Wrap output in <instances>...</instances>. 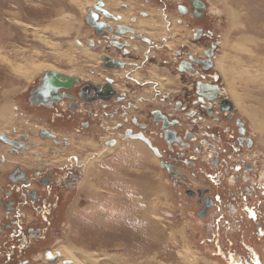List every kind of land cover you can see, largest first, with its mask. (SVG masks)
Listing matches in <instances>:
<instances>
[{
	"label": "rangeland",
	"instance_id": "rangeland-1",
	"mask_svg": "<svg viewBox=\"0 0 264 264\" xmlns=\"http://www.w3.org/2000/svg\"><path fill=\"white\" fill-rule=\"evenodd\" d=\"M95 1L0 0V132L18 139L47 127L56 132L55 140L62 144L53 146L56 156L53 160L57 161L53 165L65 164L63 158L74 154L84 166L82 181L69 193L59 195L57 208L51 209L52 223L46 228L52 248L61 250L65 259L71 257L73 264H228L216 249L218 241L223 250V246L232 243L247 263L264 264V235L257 236L255 223L249 216L255 207L259 208L264 227V133L253 124L260 120L264 126V0H201L206 9L201 16L190 19L192 30L204 33L198 40L187 39L191 49L197 51L195 55L200 57L203 50L215 48V67L203 73L205 80L215 81L208 77L217 76L223 99L235 107L232 118L217 116L219 124L213 122L216 117L209 119L197 109L198 121L193 124L194 119L186 115L193 110L190 100L182 92L175 98L186 102V110L176 114L181 121V133L185 130L196 137L184 150V159L196 165L180 167L184 188L178 187L160 168L158 159L142 154L147 148L139 141H127L119 133L115 136L118 143L115 147H109L107 153L104 144L99 148L97 133L103 117H97L96 112L73 116L67 113L65 105L51 109L33 106L31 102L30 91L39 84L43 71L57 69L78 74L84 78L82 83L98 80L90 74L98 65L91 42L96 43L98 38L85 21V11ZM109 1V8L123 16L128 11L141 19L147 11V0H134L126 11L121 10V0ZM166 1H156L148 12L151 14L152 9L160 12L168 4ZM181 2L174 0L168 7L174 9ZM142 23L136 26L141 27ZM174 23L176 26V19ZM152 36L151 31L144 34L154 42ZM35 65L47 68L35 70ZM24 72L30 76H20ZM162 80L159 82L167 81ZM187 80L183 78L184 83ZM230 88L240 97V108L229 94ZM58 114L61 116L57 117ZM129 116L137 118L135 112ZM104 118L106 123L110 121ZM82 120L90 123L88 129L82 130L79 125ZM237 121L243 123V133L238 131ZM145 123L150 124L146 120ZM107 125L102 124V129ZM138 130H134L135 134ZM150 130L157 132L155 128ZM150 130L146 135L153 146L163 147L159 135L158 142L153 140L155 135ZM102 136L108 138L109 132ZM239 138L250 144L247 141L241 144ZM51 142H44L45 146L48 148ZM208 144L215 147L214 151L209 150L212 147L207 149ZM198 145L195 152L193 147ZM0 147L8 155L4 145ZM176 148L173 152L168 150L170 154L167 151L164 157L177 154ZM215 151L220 159L225 158L224 167L212 168L208 164ZM98 153L104 157L100 162H92V154ZM45 162L48 159L42 161ZM68 167L72 168L71 163ZM218 173L220 180L216 182L214 176ZM248 189L251 196H246ZM185 190H203L211 199L218 195V209H210L207 217L200 220L196 216L200 205L197 197L186 196ZM224 224L228 226L227 233L223 232Z\"/></svg>",
	"mask_w": 264,
	"mask_h": 264
},
{
	"label": "flooded vegetation",
	"instance_id": "flooded-vegetation-1",
	"mask_svg": "<svg viewBox=\"0 0 264 264\" xmlns=\"http://www.w3.org/2000/svg\"><path fill=\"white\" fill-rule=\"evenodd\" d=\"M98 1H102L103 9L111 16V18H106L96 12L98 14L97 22L110 27L111 31L106 28L97 31L88 25L98 38L96 43L91 42V46L96 52H94V59L98 61V65L96 64L95 70L90 73L95 75L98 80L82 83L83 77L76 76L78 74L56 71L67 75L69 79L75 78L76 81L68 89L59 90V100L44 103L37 96L33 98V91L41 86V80L47 72L43 71L39 78V84L30 91L31 102L34 104L33 106L51 109L65 105L66 108L68 107L67 113L73 116L84 117L88 111L96 112L97 117H103L100 125L98 124L100 127L97 136L100 140L96 142V145L99 148L104 144L103 147L106 149L104 152L107 153L109 147L113 148L118 144L115 136H118L119 133L123 134L127 141H139L147 148L142 151V154H150L155 160L158 159L160 168L177 182L178 187L184 188L185 180H183L184 176L181 174L180 167L196 166L193 161L184 159V150L190 147L189 143L196 140V137L185 130L181 133V121L176 116L186 110L184 100L188 99L192 104L193 110L186 112V115L192 121L194 119L193 124L198 121L195 117L197 109H201L209 119L216 117V120L213 121L216 122L220 120L217 116L221 117V114L232 118L235 107L233 106L232 110L228 111L226 106H223L225 111L221 110L218 102L229 100L223 99V91L217 84L218 79L215 78L217 76L208 77L215 81L205 80L203 73L207 74L210 69L215 67V48L212 50L211 58H207L206 53L211 51L212 46L203 50L202 56L199 57L197 54L195 55L197 51L194 52V49H191V44L187 41V39L198 40L204 35L202 30H192L190 19L201 16L206 5L201 0H183L182 4L170 9L168 5H171L170 2L174 0H167L168 4H165L160 12H155L151 8L150 14L148 7L155 5L158 0H147V8L144 6L147 11L143 13V17L139 19L137 16H132L129 18V22L123 14L109 8V0H96L85 11V17L88 15V10L92 9ZM121 3V10L125 11L127 6L122 0ZM195 3L197 8L194 6ZM174 19H176V24L182 27V33L174 31L177 28ZM141 21L143 22L141 27L136 26ZM150 31L155 32L152 36L155 39L154 42L148 40L149 36L144 37V34ZM129 37L137 40H128ZM75 44L83 48L81 42L75 40ZM208 65L210 66L208 67ZM184 77L188 79L187 83H184ZM170 79L177 82V85H173L179 88L177 95L170 94L165 90V86H171ZM160 80L167 81L162 83L159 82ZM199 89L201 94L198 93ZM181 92L185 99L175 100ZM209 98L214 100L210 101ZM80 107L83 109L80 110ZM86 107L88 108L85 109ZM130 112H135L137 118L129 116ZM103 115L109 118L108 123L103 121L105 120ZM59 116L61 115L58 114L57 117ZM145 120L150 124L145 123ZM216 123L219 124V122ZM102 124L108 125L103 126L102 129ZM79 125L82 130L90 127V123L83 120ZM237 127L238 131L241 130L243 133L244 125L241 121H237ZM152 128L157 129V132L150 130ZM137 129H139V133L135 134L134 130ZM149 130L151 135H155L153 140L157 141L156 137L159 135L164 144L163 147L153 146V141L146 135ZM105 131L109 132L108 138L102 136ZM0 135L5 138V142L0 140V144L4 145L5 152H8L6 155L0 149V264H73L72 260L64 258L65 254L61 250L52 248L49 240L50 233L46 227L52 223L51 209L57 208L55 203L59 202V195L62 196L63 192L69 193L82 181L84 166L80 164L79 158L74 154L63 158L65 164L61 162L58 166L53 165L57 162L53 160L56 157L53 146L62 144L59 139L55 140L58 138L56 132L50 131L47 127H42L28 136L20 135L18 139L3 132H0ZM119 139L120 137H118ZM8 141L23 145V148H16ZM37 141L41 142L37 143ZM47 141H52L48 148L44 143ZM238 141L243 144L247 140L239 138ZM206 146L207 149L212 147L209 144ZM175 147H177V154H171L170 157L165 158L166 152L168 150L173 152ZM198 148L199 145L193 147L195 152L199 150ZM214 149L215 147H212L209 150L214 151ZM170 152L168 151L169 154ZM102 157L104 156L98 153L96 156L92 154L90 159L95 163L96 161L100 162ZM230 157V155L226 156L229 159ZM46 159L48 162L42 163ZM224 160L225 158L220 159L219 154L215 151L208 159V164L212 168L224 167L222 166ZM38 162L41 163L38 164ZM68 163H71L72 168L68 167ZM2 166L5 167L1 169ZM220 173L214 176L216 182L220 180ZM206 175L210 176L209 173ZM246 193V196L252 194L249 189ZM185 194L191 198L197 197V202L200 205L196 216L200 220L207 217L210 209H218L220 198L218 195L211 199L203 193V190L195 192L185 190ZM253 211L249 213V216L255 223L257 236L260 237L264 235L262 215L257 207ZM258 217L261 218L260 222L257 220ZM219 221L220 218L217 219V222ZM227 227V224H224L223 232L229 231ZM214 240L215 238L211 242L214 243ZM215 246L219 254L222 253L221 258L228 260V264H230L231 257L232 264H251L237 253L232 243L230 246H223L224 250L221 249V244L218 241Z\"/></svg>",
	"mask_w": 264,
	"mask_h": 264
},
{
	"label": "water",
	"instance_id": "water-1",
	"mask_svg": "<svg viewBox=\"0 0 264 264\" xmlns=\"http://www.w3.org/2000/svg\"><path fill=\"white\" fill-rule=\"evenodd\" d=\"M196 3L194 4L195 7L197 6ZM93 11H95V12H93ZM96 12L101 13L106 18H111L110 14L103 9L102 1H99L95 5H93L92 9L88 10V15L85 18L86 23L91 28L97 29V31H99L101 28H106V29L111 31L110 27L106 26L105 24L97 22L98 14ZM212 50H213V47H212L211 51L206 53L207 58L212 57V55H213ZM209 66L210 65H208V67ZM41 81H42L41 86H39L36 91L35 90L33 91V94H34L33 98H35V96H37L39 99L42 100V102L46 103V101H57V100H59V97H60L59 96V90L60 89H68L69 87H71L72 83L76 81V79L75 78L69 79V77L67 75L61 74V73L56 72V71H47V72H45V75ZM198 93L201 94L200 89H199ZM212 100H214V99H210V101H212ZM218 103L220 105L221 110H223V111H225L223 106H226L225 108L228 111H231L233 108L232 103L227 101V100L221 101ZM0 140L1 141L5 140L3 135H0ZM8 143L13 145L16 148H20V147L23 148V145L15 144V143L9 142V141H8ZM161 165H162V163H161Z\"/></svg>",
	"mask_w": 264,
	"mask_h": 264
},
{
	"label": "bare ground",
	"instance_id": "bare-ground-1",
	"mask_svg": "<svg viewBox=\"0 0 264 264\" xmlns=\"http://www.w3.org/2000/svg\"><path fill=\"white\" fill-rule=\"evenodd\" d=\"M232 15H233V13H231V17H232ZM142 22V21H141ZM0 59H2V58H0ZM13 65V64H12ZM217 65L219 66V64L217 63ZM35 70H37V69H39L40 67H42V68H47V67H44V66H41V65H35ZM13 68V67H12ZM15 69V68H14ZM41 69V68H40ZM20 70V69H19ZM31 71V70H30ZM51 71H57V69H52ZM14 72V71H13ZM12 72V73H13ZM20 72V71H19ZM32 72H34L33 70H32ZM19 74V73H18ZM28 74V72L27 73H20V76L21 75H23V77H27V76H30V75H27ZM30 74H31V72H30ZM11 75V74H10ZM25 75V76H24ZM27 80H29L28 78H26ZM231 85V84H230ZM231 90V91H230ZM230 92H229V94L235 99L234 101H235V103L237 104V107L238 108H240V103L239 102H241V99H240V97H238V95H236L235 93H233L232 92V89L230 88ZM242 104V103H241ZM244 107V106H243ZM246 111V110H245ZM263 111V110H262ZM242 113V112H241ZM245 114V113H244ZM253 120V119H252ZM263 121H253V124H254V126L257 128V130H259L260 131V133L262 134V133H264V126H261V123H262ZM69 256H66V258L67 259H70L71 257H69ZM88 257V256H87ZM70 260H72V259H70Z\"/></svg>",
	"mask_w": 264,
	"mask_h": 264
},
{
	"label": "crops",
	"instance_id": "crops-1",
	"mask_svg": "<svg viewBox=\"0 0 264 264\" xmlns=\"http://www.w3.org/2000/svg\"><path fill=\"white\" fill-rule=\"evenodd\" d=\"M122 2L123 3H125L124 5H126L127 6V8L125 9V11L126 10H128V8L130 7V6H132L133 5V2H134V0H122ZM125 14H126V19L127 20H129V18L130 17H132L129 13H128V11H126L125 12ZM129 22H130V20H129ZM177 28H176V31L177 32H179V33H182L183 32V30H182V27H180V26H176ZM152 32V31H151ZM153 33H155V32H153ZM157 36V35H156ZM158 36H159V34H158ZM157 36V37H158ZM157 39V38H156ZM176 44V43H175ZM171 80V86H169V87H167V86H165V90L167 91V92H170V94L172 93V94H175V95H177V92H179V88H177V87H175V86H173V85H177L176 83L177 82H175V80L174 79H170ZM173 81V82H172ZM173 83V84H172ZM175 83V84H174Z\"/></svg>",
	"mask_w": 264,
	"mask_h": 264
}]
</instances>
